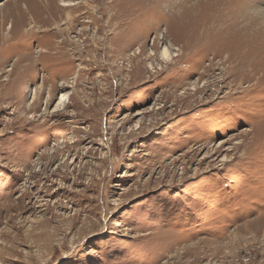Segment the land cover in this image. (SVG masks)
Here are the masks:
<instances>
[{"label":"rangeland","instance_id":"rangeland-1","mask_svg":"<svg viewBox=\"0 0 264 264\" xmlns=\"http://www.w3.org/2000/svg\"><path fill=\"white\" fill-rule=\"evenodd\" d=\"M8 35L0 264H264V0H0Z\"/></svg>","mask_w":264,"mask_h":264},{"label":"bare ground","instance_id":"bare-ground-1","mask_svg":"<svg viewBox=\"0 0 264 264\" xmlns=\"http://www.w3.org/2000/svg\"><path fill=\"white\" fill-rule=\"evenodd\" d=\"M68 4H69L68 2H63V5H68ZM6 27L7 28L8 27L11 28L12 25L11 24H8ZM0 40H1L0 42H3V43L6 44L7 42H9L10 36L9 37H6V38L4 37V39L1 38ZM160 54H161V56H162L163 59H170L171 56H172V53L170 52L168 45H162ZM7 70H9V69H7ZM67 99H68L67 93L61 94L59 97H57L56 98V103L54 104V107H53V110L52 111H58V110L62 109L64 107V103H65V101Z\"/></svg>","mask_w":264,"mask_h":264}]
</instances>
